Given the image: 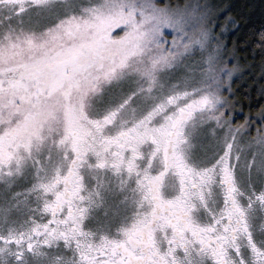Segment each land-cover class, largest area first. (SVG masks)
<instances>
[{
	"label": "snow or ice",
	"instance_id": "snow-or-ice-1",
	"mask_svg": "<svg viewBox=\"0 0 264 264\" xmlns=\"http://www.w3.org/2000/svg\"><path fill=\"white\" fill-rule=\"evenodd\" d=\"M222 11L0 0V264H264V31L245 114Z\"/></svg>",
	"mask_w": 264,
	"mask_h": 264
},
{
	"label": "trees",
	"instance_id": "trees-1",
	"mask_svg": "<svg viewBox=\"0 0 264 264\" xmlns=\"http://www.w3.org/2000/svg\"><path fill=\"white\" fill-rule=\"evenodd\" d=\"M211 3L223 8L220 14L223 18L230 16L237 22L238 27H231L228 46L232 47L245 68V75L236 81L234 88L237 98L244 105L243 112H248V105L254 103L246 98L245 93L252 94L256 85L253 84L250 72H258V69H249L250 65L258 64L260 61L259 49L253 43L258 34L264 31V0H210ZM175 2V0H174ZM183 2V0H179Z\"/></svg>",
	"mask_w": 264,
	"mask_h": 264
},
{
	"label": "rangeland",
	"instance_id": "rangeland-1",
	"mask_svg": "<svg viewBox=\"0 0 264 264\" xmlns=\"http://www.w3.org/2000/svg\"><path fill=\"white\" fill-rule=\"evenodd\" d=\"M209 2L211 3V1L209 0ZM219 24H222V25H224L225 27H224V29H223V33H224V35H223V42H224V44L226 45V47H227V51H228V55L230 56V57H233L234 58V60H235V62H237V63H239L240 65H242L241 63H240V61H239V58H238V56H237V54H236V51L232 48V47H230V46H228V40H229V35L231 34V27L229 26V22H228V19L227 18H223V15H221L220 14V16H219V20L217 21ZM217 31L219 32V31H221V29H217ZM170 38V37H169ZM243 66V65H242ZM243 70H245V68L243 67Z\"/></svg>",
	"mask_w": 264,
	"mask_h": 264
}]
</instances>
